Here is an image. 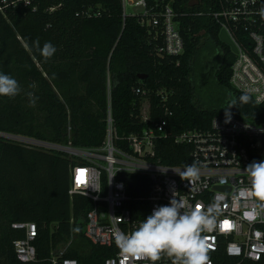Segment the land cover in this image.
<instances>
[{"label":"trees","instance_id":"obj_1","mask_svg":"<svg viewBox=\"0 0 264 264\" xmlns=\"http://www.w3.org/2000/svg\"><path fill=\"white\" fill-rule=\"evenodd\" d=\"M145 1L148 7L160 4ZM213 1H171V7L183 14L178 20L184 50L177 57L156 54L161 36L141 25L139 16H123L121 0H37L10 13L8 22L0 18V71L14 76L20 85L16 96L0 97V133L79 149L97 148L105 136L108 84L119 135L133 130L130 113L138 97L131 89L142 85L152 93V114L160 102L156 92L166 97L167 113L160 117L170 136L158 143L155 159L166 166L191 165V147L175 144L176 135L206 129L219 114L254 119L260 108L231 90L234 54L219 41V28L206 18L191 16L212 7ZM201 31L222 56L215 77L233 95L221 112L202 110L192 98V62ZM46 42L56 47L47 58L38 50ZM74 163L65 154L0 136V264H23L16 259L12 243L24 233L14 230L13 223L36 225L37 260L27 264H51V256L64 248V258L77 264H103L114 255L113 249L93 245L84 236L92 202L68 194ZM130 179L138 194L144 195L143 179ZM247 264H264V260Z\"/></svg>","mask_w":264,"mask_h":264},{"label":"built area","instance_id":"obj_2","mask_svg":"<svg viewBox=\"0 0 264 264\" xmlns=\"http://www.w3.org/2000/svg\"><path fill=\"white\" fill-rule=\"evenodd\" d=\"M37 0H0V18L8 22V15ZM171 1L148 7L145 0H121L123 16L126 6L139 11V23L151 27L161 36L156 54L177 57L183 53L178 14ZM35 9V7H34ZM51 11L53 9H50ZM264 0H214L212 7L193 13L206 18L225 31L235 46L229 84L234 93L252 99L259 106L254 119H243L231 114L215 115L206 129H193L174 137L175 144L191 147V165L199 168L198 177L183 175L187 166H166L155 159L158 143L170 136L166 121V97L156 92L159 101L152 114L151 91L140 85L131 89L138 97L130 117L132 131L119 135L111 114V93L107 87L105 136L94 149H79L70 144L59 145L27 137L0 136L26 147L47 152H58L71 157L69 196L79 195L91 200L87 212L84 236L93 245L111 248L114 255L103 264H176L173 257L161 252L153 262L126 257L116 244L121 233L131 234L154 208L166 205L175 198L184 205L182 211L193 208L206 210L216 204L217 224L202 232L209 245L208 264H247L264 260V211L248 221L243 213L257 207L245 189L249 180L245 167L253 160H264ZM230 49V48H229ZM162 113V114H161ZM154 117V119H153ZM161 119V120H160ZM139 176L146 183L144 195L132 182L129 188L120 177ZM131 180V179H130ZM133 193V194H132ZM239 201V207L234 202ZM228 222L225 226L224 222ZM14 230L24 236L12 245L16 259L23 264L37 260L34 223H13ZM66 248L53 254L51 264H77L64 258Z\"/></svg>","mask_w":264,"mask_h":264},{"label":"clouds","instance_id":"obj_3","mask_svg":"<svg viewBox=\"0 0 264 264\" xmlns=\"http://www.w3.org/2000/svg\"><path fill=\"white\" fill-rule=\"evenodd\" d=\"M38 50L47 58L56 52V47L51 42H46ZM19 92L17 79L0 71V97L11 98ZM243 99L246 100L247 97ZM245 170L249 180L245 190L257 202V207L243 213L251 222L264 211V160H253ZM183 175L198 177L199 168L188 165ZM183 207L182 202L173 198L168 204L154 208L131 234L121 232L116 237L121 254L140 259L148 257L155 262L163 252L173 257L176 264H208L209 245L202 232L216 226V204L209 205L206 210L193 208L191 211H182ZM234 207H239V201L234 202Z\"/></svg>","mask_w":264,"mask_h":264},{"label":"rangeland","instance_id":"obj_4","mask_svg":"<svg viewBox=\"0 0 264 264\" xmlns=\"http://www.w3.org/2000/svg\"><path fill=\"white\" fill-rule=\"evenodd\" d=\"M138 11L126 6L127 15ZM219 62V50L206 32L200 34L192 62V98L194 104L205 111H224L233 100V95L215 77Z\"/></svg>","mask_w":264,"mask_h":264},{"label":"water","instance_id":"obj_5","mask_svg":"<svg viewBox=\"0 0 264 264\" xmlns=\"http://www.w3.org/2000/svg\"><path fill=\"white\" fill-rule=\"evenodd\" d=\"M218 39L221 43L225 44L226 46H228L230 48V50L232 52H235V46L233 45V43L230 41V39L228 38L227 34L225 33V31L221 30L218 34ZM139 80L144 79V76H138ZM120 180L123 181L129 188H132V182L129 179L128 176L123 175L120 177Z\"/></svg>","mask_w":264,"mask_h":264},{"label":"crops","instance_id":"obj_6","mask_svg":"<svg viewBox=\"0 0 264 264\" xmlns=\"http://www.w3.org/2000/svg\"><path fill=\"white\" fill-rule=\"evenodd\" d=\"M202 33H205V32L201 31V32L199 33V35L202 34ZM219 55H220V60H221L222 56H221L220 53H219Z\"/></svg>","mask_w":264,"mask_h":264},{"label":"snow or ice","instance_id":"obj_7","mask_svg":"<svg viewBox=\"0 0 264 264\" xmlns=\"http://www.w3.org/2000/svg\"><path fill=\"white\" fill-rule=\"evenodd\" d=\"M224 224H225V226H228V222L227 221H225Z\"/></svg>","mask_w":264,"mask_h":264}]
</instances>
